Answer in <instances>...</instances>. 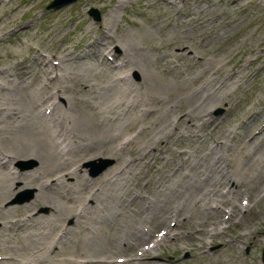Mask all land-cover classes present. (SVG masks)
<instances>
[{
  "label": "bare ground",
  "instance_id": "obj_1",
  "mask_svg": "<svg viewBox=\"0 0 264 264\" xmlns=\"http://www.w3.org/2000/svg\"><path fill=\"white\" fill-rule=\"evenodd\" d=\"M109 1H114V4L105 19L108 25L116 20L119 9L131 0ZM188 1L192 3V8H187ZM229 1L234 2L235 5L231 3L233 8L238 4V0ZM256 1L264 3V0ZM203 2L165 0L168 5L174 6L175 14L179 16L175 24L184 29L185 26L204 27L216 34L218 30L215 27L222 22L215 26L218 19H213L217 13L210 12L213 7H204ZM130 23L135 21L131 20ZM152 27L149 25L148 29L152 30ZM261 28H264V24ZM106 29L101 26L100 34L111 40L112 35H108ZM124 30L116 37L114 44L121 51L118 55L113 54L112 61L107 60L110 54L108 44L90 39L82 55L83 58L85 56L83 60L68 52L52 65L45 54L36 50L37 54L30 56L27 64H19L18 69L15 66V69L12 68L14 71L7 67L0 72V251L9 256L0 264H81L75 259L53 262L55 249L42 254L49 247L56 248L58 245V250H61L79 241H84L93 252L104 245L110 246L112 253L138 252L142 250L141 243L152 239L155 227L159 225L165 229H160L162 234L157 235L150 245L153 250L164 244L168 237L173 242L195 238L200 243L204 238L223 233L222 225L229 221L232 214L249 209V200H242L246 196L240 199L244 206L236 203L237 193L245 185L252 186L264 174V134L258 137L255 130L237 134V138L230 133L226 136L228 141L224 142L223 130L219 129L220 121L213 119L211 114L212 109L219 105L231 110L229 96L232 89L237 88L246 67L243 66L237 75L224 73L222 65L217 66V63L224 60L226 54L215 60V53L210 54L209 58H198L197 45L185 41L189 38L184 35L171 39L167 45L183 48L185 42L190 43L187 48L193 50L191 55L185 49L160 52V47L155 44L146 48L129 30ZM258 39L257 32L253 40ZM251 52L252 49H244L241 56ZM262 53H257L253 60L264 58ZM90 57H94L95 62ZM118 57L119 61L116 60ZM182 57L196 61L193 60L194 63L190 65V70L194 68V71L190 74L187 72L188 75H182L179 79L174 74L177 72H172L173 68H177L172 63ZM55 68L59 69V73L55 72L51 77ZM113 69L127 71L125 73L123 70L116 77L112 75ZM134 70L139 73L138 84L127 74ZM222 74L227 77L213 89L215 79ZM203 76L207 86L196 89L192 83ZM234 78V87H230L227 80ZM181 90L184 92H178ZM148 101L154 103L156 108L140 110L144 106L141 107L142 103ZM260 111L264 112L258 107L256 113ZM150 113L153 115L148 116ZM145 119L160 121L163 127L148 133L134 152L122 157L120 152L131 145L133 137L139 133L127 137L132 132L129 127ZM180 124L184 126L183 129L176 131ZM200 128L208 129L206 135L211 146L210 151L207 149L208 152L205 151L202 156L203 166L185 152L170 149L169 146L170 142L179 140L184 130L193 133ZM237 128L240 126L235 130ZM144 129L147 130V126ZM235 138L239 139V144L235 143L234 147L231 143ZM232 146L234 149L240 146L241 153H245L250 162L235 157L232 164L229 155ZM168 149L172 156L166 160L169 162V165L166 162L167 167L172 159H178L182 164L179 170L182 171L175 177L169 175V179L166 178L168 172H154L157 174L154 178L161 179V183L155 181L152 186L145 185L143 194L130 195L128 200L129 188L137 186V183H130V177L140 173L146 175L151 167L149 160L151 156L154 157L153 151ZM100 154L112 157L117 162L109 180H90L78 174V166L73 165L76 161ZM27 159L35 161L33 169L21 171L12 166L14 161ZM137 166L140 169L135 171ZM70 177L74 178L73 182L69 180ZM48 180H53V183L49 184ZM20 183L22 187L36 188L35 203L48 206V214L29 215L25 220L9 219L12 213L19 211L18 208L24 207L5 205ZM218 183L223 186L231 183L234 189L228 187L221 190L216 187L215 195L212 191ZM198 188L202 191L201 195L192 196L191 193ZM261 191L260 186L255 192L257 202L264 199ZM70 200L75 201L74 205ZM225 208H228V212L224 219L219 213ZM72 215L75 226L68 227L65 221ZM255 220L258 225L264 221L263 209L258 211ZM235 223L237 227L240 224L238 221ZM102 224L115 226L104 245L99 244L101 239L96 236L97 230L93 229L96 227L99 230ZM181 224H187L189 229ZM170 226L175 229L182 226L183 230L176 232ZM75 227L81 231L79 236L74 233ZM60 228H64V232H60ZM243 238L244 233L238 232L227 244L234 245ZM44 245L49 246L46 248ZM147 252L146 248L143 253ZM19 257L22 258L18 260ZM99 257L94 255L91 258L96 260H89L87 264H98ZM143 259L131 263L158 264L150 261L149 257L144 256Z\"/></svg>",
  "mask_w": 264,
  "mask_h": 264
},
{
  "label": "rangeland",
  "instance_id": "obj_2",
  "mask_svg": "<svg viewBox=\"0 0 264 264\" xmlns=\"http://www.w3.org/2000/svg\"><path fill=\"white\" fill-rule=\"evenodd\" d=\"M52 1L53 0H0V72L6 70L7 67L15 69L16 66V69H18L19 64L20 66H23L25 63L27 64V61L30 60V56L37 54L36 50L45 54L52 65L54 61L58 62L59 58L61 59V57L68 52H71L73 56H77L79 60H83L85 56L83 58L82 55L84 54L88 42H91L90 39H98L100 42L102 40L106 45L108 44L110 54L107 55V60L112 61L114 60L113 54L114 56L118 55L120 50L119 46L114 44L117 42L116 37L120 35L124 29L125 32L129 30L135 36L136 40H138V42L140 41L146 48H148L150 44H155L160 47V52H169L172 50L180 52L185 49L186 53L191 55L193 50L187 48L190 46V43L185 42L184 44L186 45H184L183 48L175 47L176 49L167 45L171 39H179L182 37L181 35H184L189 38L185 39V41L189 40L191 44L197 45L199 51L197 54L198 58H209L211 57L210 54L215 53L217 54L214 58L215 60L226 54L225 59L217 63V66L222 65V69L225 70L224 73H233L237 75V72L242 70L243 66L246 67L245 74L237 83V88L235 90L233 88L229 96L231 110H228L224 105H219L212 109L211 114L213 119L220 121L219 129L223 130V141H228L226 136L230 133H234L237 138H239L237 134L243 135L244 132L252 133L255 130L257 134H259L258 137L264 134V112L260 111L258 114L256 113L258 107L264 110V58H259L258 61L253 60L260 51H262V55H264V28H261V25L264 24L263 2L257 3L256 0H238V4L233 8L235 4L229 0H203L205 2H203L204 4L202 3L203 6H212L213 9L210 12L217 13L213 19H218V21L214 23L215 26L222 22L221 25L215 27L218 30L217 33L213 34L212 29L207 30L204 27L189 28L186 26L184 29L175 24L174 22L178 20L179 16L177 17L175 14L176 10L173 9L174 6L168 5L165 3V0H131L123 8L119 9L116 14V20L111 21L109 25L105 23V19L114 1L76 0L56 9H47V6ZM191 5L192 3L188 1L187 8L189 6L192 8L193 5ZM92 8L98 10L99 20L94 19L93 16L89 14V10ZM226 13L228 15L225 16L224 14ZM131 20L135 21V23H130ZM149 25L153 26L152 30L148 29ZM101 26L107 28L106 31L108 35H112L111 40L100 34L99 28ZM260 30L262 31L260 32ZM257 32L259 34V39L254 41L253 37ZM110 41L112 43H110ZM244 49H252V52L250 54L245 53L241 56ZM120 57L116 58V60L120 59ZM238 58L239 61H237ZM89 59L94 61L95 58L90 57ZM177 60L178 61L175 60L172 63L173 66H177L176 70L175 68L172 70L173 73L177 72V74L174 73L178 76L177 78L180 79L182 75H188L187 72L190 74L194 71V68L192 69L193 71L190 70V65L192 66L196 59H193V61L192 59H188V57H182ZM233 63H235V65H233ZM14 69L12 70L14 71ZM123 70L126 73L127 70L125 69H113L112 75L117 77ZM55 72L59 73V69L55 68V71L53 70L50 76L52 77ZM127 74L130 75L131 80L135 84L139 83L140 78L137 71H130L127 72ZM170 75L172 76V74ZM225 77H227L226 74L217 77L215 83H213V89H216L219 84L225 80ZM204 78L203 76L194 81L192 85L196 89L205 85L207 86V80ZM235 79L236 78L227 80L230 87L234 85L233 82ZM182 91L184 92V90L178 92ZM64 95L66 96V94ZM142 106L143 108L140 110H153L156 108L155 104L151 101L145 104L142 103L141 107ZM152 115L153 113H150L148 116ZM150 121L146 119L139 120V122H135L134 125L129 127L132 132H130L127 137H133L137 135L138 132L139 133L136 137H133L134 139L131 145L120 152L122 157H128L134 152L148 133L154 130H160L163 127V123L160 121ZM245 122H247V124H245ZM146 126L147 130H142ZM237 126H240V128L235 130ZM183 127L184 126L181 124L178 125L176 131L183 129ZM195 130L196 131L193 133L184 130L182 135L179 136V140L176 139L173 143L170 142L169 146L170 149L185 152L193 161H197L203 166L202 156L205 151L208 152L207 149L210 151L211 148L210 142L207 140L208 135H206L208 129L203 130L200 128ZM126 131H128V129ZM233 140L231 145L235 147V143L236 145L239 144V139L235 138ZM234 147H230L229 151L232 164L235 157L238 160H245L249 163L250 161L245 156V153H241L240 146L237 149H234ZM170 149L162 152L153 151L154 157L151 156V160H149L151 165L150 169L152 170L148 169L144 176L140 173L135 177H130V183H137V186L135 187L132 185L129 188L127 192L128 200L130 199V195L135 196L137 194H143V188L152 186L155 181H158L159 184L161 183V179L157 180V178H154V175H157L154 172H159L160 170H163V173L168 172L166 178L169 179V175L170 177H175V175L182 171V169L179 170L182 164H180L181 162L178 159H172L170 161V166L167 167L166 162L168 161L166 160L170 159L172 156L170 154ZM157 154L158 156L155 157ZM102 155L103 154H100L93 158H80L73 165L76 164L78 166L79 175H85L90 180L105 179L107 181L112 177L111 171L115 168L117 162L112 157ZM91 161L94 162V166H87V163ZM109 161L110 164L103 171L97 175H92L91 170L92 172L97 171L101 165L109 163ZM167 164L169 165V162ZM12 166L18 170L26 171L33 169L36 163L32 159H27L14 161ZM134 169L136 171L140 169V167L137 166ZM183 170L187 171V169ZM73 179V177H70L69 180L73 182ZM48 181L49 184L53 183V180ZM19 185L20 187L18 190L8 198L5 205H20L24 207L18 208L19 211L15 214L12 213L9 218L10 220H18L19 218L25 220L29 215H46L49 213L48 206L35 203V187H22L21 183ZM53 186L54 185H52V187ZM260 186L262 187L260 194H263L264 174L259 176L252 186L245 185L239 190V193H237L236 203L244 206L241 201H246L247 199L249 200V209L232 214L229 221L222 225L224 226L222 230L223 233L204 238V241L200 243L198 240H195V238L173 242L172 239L168 237L163 241L164 244L162 243L158 249L156 248L153 250V247L150 245L157 235L162 234L160 229H165L164 226L159 225L155 227L152 239H146L141 243L140 249L142 250H138V252L133 251L132 253H112L109 248L110 246L104 244L107 242L105 239L108 238L109 234L113 233V228L115 226L112 224H102L99 226V230L96 227L93 228L95 231L97 230L96 236H99V239H101L99 244L104 245L99 251L93 252L90 248H87L84 241H79L75 245L71 244L69 246H64L61 250H58V248H60L58 245L56 248L49 247L47 250L42 251V254H47L50 249H55L54 251L56 253L54 254L53 262H60L62 259H75L81 262V264H87L89 260H96L91 258L94 257V255L100 256L98 264H133L131 262L144 260V256L149 257L151 259L150 261H155L158 264H264L261 259L262 249L264 247V221L258 225L255 220L258 211L260 209L264 210V199L257 202V194L255 193ZM216 187L221 190H227L228 187H230L231 190L234 189L231 183L226 186H223L222 183H218L212 191L215 195L217 191ZM96 189L97 188H94L93 190ZM201 193L202 191L198 188L191 193V195L199 196ZM244 196H246V198L240 201ZM65 197H67V195H65ZM71 202L74 205L75 201ZM169 203L171 204L172 202ZM89 204H91V201ZM227 209L228 208H225L219 213L224 219L227 216ZM168 221L169 219L167 222ZM237 221L240 223L238 227L235 223ZM74 222V215H72L65 221V224L68 227H74ZM183 225L189 229L187 224ZM182 226L179 229H175L173 226H170V228L175 229L174 231L176 232H181L183 230ZM62 229L60 232H64ZM79 231L80 230L75 227L74 233L77 234L76 236L81 234V231ZM238 232L244 233L243 240L234 245L230 243L227 244L232 236ZM165 243H169V245H165ZM48 246L44 245L46 248ZM146 248L148 252L144 254L143 252ZM154 255H156V257H154ZM8 257L7 254L0 251V261H4ZM21 258L19 257L18 260Z\"/></svg>",
  "mask_w": 264,
  "mask_h": 264
},
{
  "label": "water",
  "instance_id": "obj_3",
  "mask_svg": "<svg viewBox=\"0 0 264 264\" xmlns=\"http://www.w3.org/2000/svg\"><path fill=\"white\" fill-rule=\"evenodd\" d=\"M74 1H76V0H53L47 6V9H56V8L65 6L67 4H70V3L74 2ZM89 14L91 16H93L94 19L99 20V13H98V10L96 8L90 9L89 10ZM109 164H110V161H109V163H105V164L101 165L97 171L92 172V170H91L92 175H97L98 173L103 171ZM88 165L92 167V166H94V162L91 161V162L87 163V166ZM261 259H262V262L264 263V247L262 249V258Z\"/></svg>",
  "mask_w": 264,
  "mask_h": 264
}]
</instances>
